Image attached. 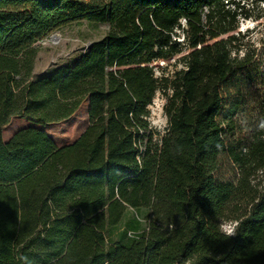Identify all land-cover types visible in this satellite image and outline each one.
I'll use <instances>...</instances> for the list:
<instances>
[{"label": "trees", "instance_id": "obj_1", "mask_svg": "<svg viewBox=\"0 0 264 264\" xmlns=\"http://www.w3.org/2000/svg\"><path fill=\"white\" fill-rule=\"evenodd\" d=\"M253 4L0 0V264H264V25L240 29ZM78 19L110 27L34 78L36 43Z\"/></svg>", "mask_w": 264, "mask_h": 264}, {"label": "rangeland", "instance_id": "obj_2", "mask_svg": "<svg viewBox=\"0 0 264 264\" xmlns=\"http://www.w3.org/2000/svg\"><path fill=\"white\" fill-rule=\"evenodd\" d=\"M253 0H249L250 5ZM252 18L241 21L240 29H259L258 25H264V6H251ZM108 23H92L84 19L70 21L53 31L46 38L36 43L38 55L34 66V78L50 73L54 68L65 64L74 63L85 51L89 43L102 38L109 30ZM257 31V30H256ZM257 38V34H254ZM179 56L167 60L157 61L155 65V74L158 77L172 75L176 70L182 67L179 62ZM166 99L161 92H157L152 103L149 105L151 128L164 133L168 120L164 112ZM231 231H228V229ZM234 223L226 222L222 225V230L226 233H233Z\"/></svg>", "mask_w": 264, "mask_h": 264}, {"label": "water", "instance_id": "obj_3", "mask_svg": "<svg viewBox=\"0 0 264 264\" xmlns=\"http://www.w3.org/2000/svg\"><path fill=\"white\" fill-rule=\"evenodd\" d=\"M91 46H92V43H89L88 46H87V48H90Z\"/></svg>", "mask_w": 264, "mask_h": 264}, {"label": "snow or ice", "instance_id": "obj_4", "mask_svg": "<svg viewBox=\"0 0 264 264\" xmlns=\"http://www.w3.org/2000/svg\"><path fill=\"white\" fill-rule=\"evenodd\" d=\"M228 231H231V229L229 228Z\"/></svg>", "mask_w": 264, "mask_h": 264}]
</instances>
